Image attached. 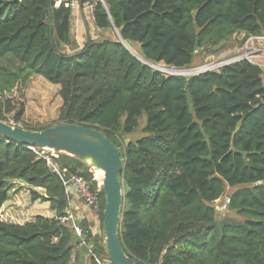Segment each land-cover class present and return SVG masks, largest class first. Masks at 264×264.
I'll list each match as a JSON object with an SVG mask.
<instances>
[{
    "label": "trees",
    "instance_id": "trees-1",
    "mask_svg": "<svg viewBox=\"0 0 264 264\" xmlns=\"http://www.w3.org/2000/svg\"><path fill=\"white\" fill-rule=\"evenodd\" d=\"M5 1L0 121L33 131L78 124L107 135L124 165L119 236L126 254L140 264H264V71L242 62L190 79L165 76L114 37H88L72 53L68 0L59 8V0ZM79 1L87 10L93 4L98 29L118 30L154 65L189 68L199 49L240 33L264 35V0ZM35 75L60 88L54 125L28 112ZM31 148L0 137V212L12 183L21 182L55 216L25 225L0 219V264L111 262L103 191L95 213L102 234L94 235L85 218L76 220L86 246L94 244L90 253L74 246L73 222L60 221L70 209L66 184L82 177L95 191L94 170L65 154L50 165ZM227 195L219 214L215 202Z\"/></svg>",
    "mask_w": 264,
    "mask_h": 264
},
{
    "label": "water",
    "instance_id": "water-1",
    "mask_svg": "<svg viewBox=\"0 0 264 264\" xmlns=\"http://www.w3.org/2000/svg\"><path fill=\"white\" fill-rule=\"evenodd\" d=\"M1 1L7 2L5 0ZM15 1L18 0H13L12 2ZM197 13L198 10H196L195 14ZM118 35L120 41L131 52L126 46V41L122 39L120 34ZM138 59L150 67L156 68V65L144 61L142 58ZM0 137L20 145L47 149L77 158L93 170L103 172V192L106 199L103 239L111 262L113 264H140L137 260L128 256L122 248L119 229L122 224L125 189L120 180V174L124 165L118 147L110 141L103 131L70 123H60L42 131H33L16 126L13 123L9 124L0 121ZM227 198L229 199L230 195H227ZM85 240V235L77 237L74 246L80 247ZM93 245L91 243L89 247L83 246L82 252L84 254L90 253Z\"/></svg>",
    "mask_w": 264,
    "mask_h": 264
},
{
    "label": "rangeland",
    "instance_id": "rangeland-1",
    "mask_svg": "<svg viewBox=\"0 0 264 264\" xmlns=\"http://www.w3.org/2000/svg\"><path fill=\"white\" fill-rule=\"evenodd\" d=\"M87 27L89 31L87 37L95 40H102L101 38H97V29L94 28L95 24L93 21L90 25L88 24ZM107 31L113 32V37L116 40H120L118 35L119 33L116 29L112 28ZM238 42L239 38L234 35L229 40H224L223 42L213 46V48L208 47L205 49H199L196 52V55L199 56V59H197L198 62L193 66L199 67L212 61L213 59L226 55L228 52H231L236 48ZM131 49L134 51L132 53H136V55H134L141 59L142 56L140 55V47L138 45H134ZM165 68L167 69L168 67L161 63L156 64V68H154V70L165 76L173 75L169 71L165 70ZM180 77L190 79L193 76ZM59 90V86L48 83L38 75L33 76L29 81L27 89L28 112L38 118L46 126L54 125L58 121L59 113L62 108V100L60 98ZM12 186L15 187V185ZM16 194H18V196L14 197ZM11 195L12 197L10 198V202L0 212V219L10 224L20 222L27 224L32 222V219H34V217H32L33 213L28 210V207L34 203L31 199V193L19 188L15 193L11 190L10 196ZM224 202L225 199L221 201V203L219 200L216 201L215 203L217 208L222 209V204ZM37 205L40 206L37 210H40L41 213H46L48 211L47 205L43 202H39Z\"/></svg>",
    "mask_w": 264,
    "mask_h": 264
},
{
    "label": "built area",
    "instance_id": "built-area-1",
    "mask_svg": "<svg viewBox=\"0 0 264 264\" xmlns=\"http://www.w3.org/2000/svg\"><path fill=\"white\" fill-rule=\"evenodd\" d=\"M100 1H102V3L104 4L103 0ZM61 5L62 0H59L56 3L55 7L59 8ZM87 5L93 15V4L88 3ZM65 6L71 10L72 15L80 11V9L82 8L79 0H68ZM236 36L239 38V42L237 43V46L233 51L228 52L226 55L223 54L224 56L213 59L212 61L202 66H192L189 68H185L193 70V74L190 77L205 75L211 72H219L225 67L236 65L242 62H248L254 66L261 68L264 71V35H246L245 33H240ZM31 150L35 151L40 157L46 159L50 165L51 158H58L60 156V153H56L47 149L36 150L32 147ZM93 182H95L97 186V189L95 191H93L91 183H89L82 177H74L71 184H66V194L70 202V209L67 211V215L61 218L60 221L62 223L72 221L78 237H82V231L76 225V220L79 219L76 217L75 211L72 210V208L74 207L73 203L74 201L79 200L96 213L100 203L99 194L103 191V178L99 179L95 170ZM228 203L229 199L225 198V202L222 204L223 208L219 209L216 205V211L219 214L224 213ZM82 246H86V243L83 242L80 247ZM99 264H111V262H99Z\"/></svg>",
    "mask_w": 264,
    "mask_h": 264
},
{
    "label": "crops",
    "instance_id": "crops-1",
    "mask_svg": "<svg viewBox=\"0 0 264 264\" xmlns=\"http://www.w3.org/2000/svg\"><path fill=\"white\" fill-rule=\"evenodd\" d=\"M86 9V10H85ZM86 11V13L84 12ZM94 22L93 20V15L91 13V11L88 10L87 8H81L80 11H78L77 13H75L74 15H72V45L70 48H68V50L70 52H77L79 51L82 46L84 45V43L86 42V38L87 37V25L91 24V22ZM95 29H97V38H101L102 40H105L107 38H113V32H108V31H103L98 29L96 26L94 27ZM93 35V34H92ZM90 36V34H89ZM95 40V39H94ZM12 185H15V187H13L12 191L13 193H15L19 188L24 189V191L30 192L31 188L21 182H13ZM38 192H42L40 190H38ZM18 194H16L14 197H17ZM12 197V195L9 197V201L4 205L3 208L6 207V205L10 202V198ZM13 197V198H14ZM226 197L220 199V203L221 201H223ZM39 202L41 201H36L34 203H32L29 207L28 210L30 212L33 213L34 219L36 216H43V217H47V218H53L55 216L54 212L51 211L50 209V204L48 202H43L44 204L47 205L48 211L45 213H41L39 209V205H37ZM74 209H75V213H76V217L79 220H82L85 218V220H88L90 223V226L92 228V232L94 233V235H101L102 234V227H101V222L98 218V216L95 214V212L87 207L86 205H84L81 201L76 200L73 203ZM216 206V203H215ZM32 219V220H34ZM11 224H16V225H25V223H11ZM83 247V246H82ZM80 247V248H82Z\"/></svg>",
    "mask_w": 264,
    "mask_h": 264
},
{
    "label": "bare ground",
    "instance_id": "bare-ground-1",
    "mask_svg": "<svg viewBox=\"0 0 264 264\" xmlns=\"http://www.w3.org/2000/svg\"><path fill=\"white\" fill-rule=\"evenodd\" d=\"M126 46L130 49L131 52H134L132 51V49L130 48V46L126 43ZM136 55V53H134ZM165 70L169 71L170 73L172 74H175V75H180V76H184V77H188V76H191L193 74V70L191 69H185V70H171L170 68H165ZM99 172V173H97ZM96 174H97V177L99 179H102L103 178V172L97 170L96 171Z\"/></svg>",
    "mask_w": 264,
    "mask_h": 264
},
{
    "label": "clouds",
    "instance_id": "clouds-1",
    "mask_svg": "<svg viewBox=\"0 0 264 264\" xmlns=\"http://www.w3.org/2000/svg\"><path fill=\"white\" fill-rule=\"evenodd\" d=\"M166 67H168V66H166ZM168 68H170L171 70H183V69H178V68H174V67H168ZM171 76H179L180 77V75H175V74H173ZM226 198H227V196H226Z\"/></svg>",
    "mask_w": 264,
    "mask_h": 264
}]
</instances>
